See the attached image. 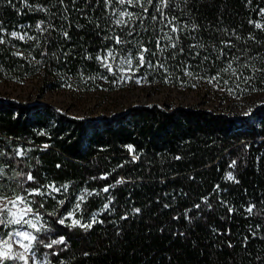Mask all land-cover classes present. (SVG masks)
Returning <instances> with one entry per match:
<instances>
[{
  "label": "trees",
  "instance_id": "16d2710c",
  "mask_svg": "<svg viewBox=\"0 0 264 264\" xmlns=\"http://www.w3.org/2000/svg\"><path fill=\"white\" fill-rule=\"evenodd\" d=\"M0 39L6 80L109 79L98 57L111 52L143 55L154 81L264 90V0H0ZM0 191L41 215L49 264H264V103L245 118L152 106L78 119L0 100ZM83 194L91 229L60 224Z\"/></svg>",
  "mask_w": 264,
  "mask_h": 264
},
{
  "label": "rangeland",
  "instance_id": "374dc122",
  "mask_svg": "<svg viewBox=\"0 0 264 264\" xmlns=\"http://www.w3.org/2000/svg\"><path fill=\"white\" fill-rule=\"evenodd\" d=\"M127 2V0H125ZM16 37L24 36L15 32ZM107 64L112 66L110 72L112 78H81L72 77L57 78L54 76L39 75L24 80H6L0 76V100L18 102L23 105H50L57 111L78 119L114 118L128 113L135 108L161 106L163 108H196L209 112L229 115L237 118L247 117L259 105L264 103V90L262 92L246 93L242 91L239 81H224L218 78L200 79L192 75L181 85L165 81H154L150 73H145L140 62L129 56L117 59L112 53L105 57ZM131 60L129 67L128 60ZM101 63V59H99ZM103 66L104 64L101 63ZM105 67V66H104ZM140 82L137 83L136 81ZM238 82V83H237ZM231 90V91H230ZM59 189V191H54ZM61 191V188L51 185L45 192L46 196H53ZM85 198L80 195L73 203L69 211L63 216L64 222L72 225V219H81L77 216L78 203ZM28 200V199H27ZM27 204L32 208L26 218L35 220L39 217L38 227L43 225V219L34 210L30 200ZM11 207V205H9ZM70 217V218H69ZM9 229V234L16 231L36 232L25 225H0ZM42 228V227H41ZM0 235V239H8ZM14 237V240H18ZM26 243V242H25ZM35 249V243L33 244ZM23 248L13 242L12 252H23ZM48 258L40 256L36 251V261H45ZM5 264H23V261L8 260ZM29 264H34L30 259Z\"/></svg>",
  "mask_w": 264,
  "mask_h": 264
},
{
  "label": "snow or ice",
  "instance_id": "6c2138e0",
  "mask_svg": "<svg viewBox=\"0 0 264 264\" xmlns=\"http://www.w3.org/2000/svg\"><path fill=\"white\" fill-rule=\"evenodd\" d=\"M121 4L125 3V0H119ZM129 4L133 3V0H127ZM149 3H151V0H148ZM159 10V9H158ZM122 16H131L130 13L124 12L121 13ZM118 24L124 23V21L117 20ZM37 30H39V25H37ZM173 31H176L175 28H173ZM13 37H16V33H11ZM19 39L23 40L25 37L20 36L18 37ZM30 39H32L30 37ZM122 41L117 38L116 43H121ZM0 43H4L3 39H0ZM175 47V45H173ZM144 51H148L147 49H144ZM108 56L111 57L112 53L109 52ZM101 59V63L104 64V66L109 70V72L112 71V66L110 64H107L105 62V59ZM144 56H140V63L141 66H143L144 63ZM129 67H131V60H128ZM231 67V65H229ZM246 79H251L246 78ZM137 83L140 81L137 80ZM231 91V90H230ZM131 150V149H130ZM229 179H233L231 174H229ZM34 178L31 174L27 176L28 181H32ZM27 191V190H26ZM54 191H59V189H54ZM104 191H108L107 188L104 189ZM28 195H42L41 192L39 191H28ZM83 199V197L81 198ZM30 203L27 200L26 196H21L18 195L15 198H8L7 196L4 195L2 191H0V225H19L21 228H23L25 225L28 226V228L33 229L36 233L41 232V227H38L39 224V217H37L35 220L32 219H27L26 216L29 213H32V208L28 207L27 204ZM11 205V207H9ZM43 204L41 203V207ZM79 207V205H77ZM108 206L105 205V208ZM199 207V206H197ZM137 212H139V209H136ZM249 212L252 211L251 208L248 209ZM70 218V217H69ZM126 218V217H125ZM93 222H95V218L93 217ZM60 224L64 223V219H61L59 221ZM71 226H81L85 229H91L92 223H87L81 225L80 220L78 219H72V225ZM14 237H18V240H14ZM13 242L19 245V247L23 248V252L19 253H13L12 252V247H13ZM26 242V243H25ZM38 243V244H43V240L39 239L37 235H34L32 232L29 231H16L14 234H9L8 239H0V264H5L6 261L8 260H18V261H23V264H29V260L31 259L34 264H48L47 260L45 261H36V251L33 250V244ZM65 240L63 237H61L58 240H52L51 243H48L45 245L47 248H52L53 245L57 244H64Z\"/></svg>",
  "mask_w": 264,
  "mask_h": 264
}]
</instances>
